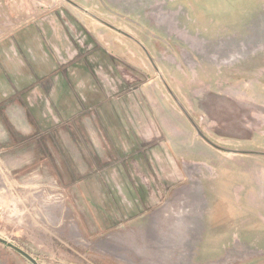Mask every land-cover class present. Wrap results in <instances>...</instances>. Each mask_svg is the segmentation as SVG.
<instances>
[{
  "label": "rangeland",
  "instance_id": "obj_1",
  "mask_svg": "<svg viewBox=\"0 0 264 264\" xmlns=\"http://www.w3.org/2000/svg\"><path fill=\"white\" fill-rule=\"evenodd\" d=\"M16 1L0 238L38 264H264V0Z\"/></svg>",
  "mask_w": 264,
  "mask_h": 264
},
{
  "label": "crops",
  "instance_id": "obj_2",
  "mask_svg": "<svg viewBox=\"0 0 264 264\" xmlns=\"http://www.w3.org/2000/svg\"><path fill=\"white\" fill-rule=\"evenodd\" d=\"M78 1L81 2L82 0H78ZM105 1L107 2V6H109V7H112L113 5L116 6V7H122L121 4L117 3L118 0H105ZM122 1H124L126 5L128 4L126 7H124V4H123L124 2H122V4H123V7L122 8H124V10L122 9V11H124L126 13L129 12L127 14H129L130 16H132L134 18L135 15L132 12H137L138 11V7H137L136 10H134V8H132L133 2L135 0H122ZM6 2L8 3V5H12V4H16L17 3L16 0H13V1L12 0H6ZM65 2L69 3L70 5H72L74 7L76 6V4L73 1H71V0H65ZM128 6H131V7H128ZM30 26L28 25V28H30ZM221 106H222L221 111L224 112V109L227 110V108H229L230 104L229 103H223V104H221ZM235 131H236L235 129L231 128V129H228L227 132H228V135H233V133L237 134ZM193 155H194V153H193Z\"/></svg>",
  "mask_w": 264,
  "mask_h": 264
},
{
  "label": "water",
  "instance_id": "obj_3",
  "mask_svg": "<svg viewBox=\"0 0 264 264\" xmlns=\"http://www.w3.org/2000/svg\"><path fill=\"white\" fill-rule=\"evenodd\" d=\"M250 154H252V153H250ZM0 243L3 244V245H6L10 249H12L13 251H15L19 255H21L23 258H25L26 260H28L31 264H38L37 261L35 259H33L29 254H27L26 252H24L20 248L16 247L15 245H13L11 243H8L7 241H5L2 238H0Z\"/></svg>",
  "mask_w": 264,
  "mask_h": 264
},
{
  "label": "trees",
  "instance_id": "obj_4",
  "mask_svg": "<svg viewBox=\"0 0 264 264\" xmlns=\"http://www.w3.org/2000/svg\"><path fill=\"white\" fill-rule=\"evenodd\" d=\"M191 120V119H190ZM191 124H192V122H191Z\"/></svg>",
  "mask_w": 264,
  "mask_h": 264
}]
</instances>
